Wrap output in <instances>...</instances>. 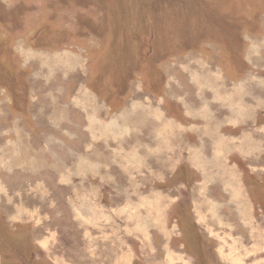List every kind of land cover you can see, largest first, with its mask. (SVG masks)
I'll return each instance as SVG.
<instances>
[{
  "label": "rangeland",
  "instance_id": "obj_1",
  "mask_svg": "<svg viewBox=\"0 0 264 264\" xmlns=\"http://www.w3.org/2000/svg\"><path fill=\"white\" fill-rule=\"evenodd\" d=\"M236 263L264 264V0H0V264Z\"/></svg>",
  "mask_w": 264,
  "mask_h": 264
},
{
  "label": "bare ground",
  "instance_id": "obj_2",
  "mask_svg": "<svg viewBox=\"0 0 264 264\" xmlns=\"http://www.w3.org/2000/svg\"><path fill=\"white\" fill-rule=\"evenodd\" d=\"M253 250V249H252ZM233 263H234V261H233ZM237 264V263H236Z\"/></svg>",
  "mask_w": 264,
  "mask_h": 264
}]
</instances>
